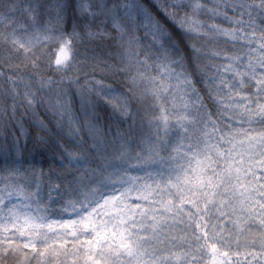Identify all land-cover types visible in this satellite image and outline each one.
I'll list each match as a JSON object with an SVG mask.
<instances>
[{"label":"snow or ice","instance_id":"1","mask_svg":"<svg viewBox=\"0 0 264 264\" xmlns=\"http://www.w3.org/2000/svg\"><path fill=\"white\" fill-rule=\"evenodd\" d=\"M0 264H264V0H0Z\"/></svg>","mask_w":264,"mask_h":264}]
</instances>
